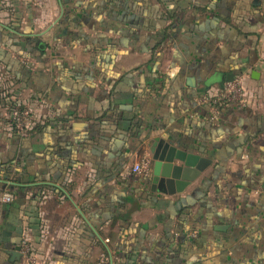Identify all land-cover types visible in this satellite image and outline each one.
Listing matches in <instances>:
<instances>
[{"label": "crops", "instance_id": "crops-1", "mask_svg": "<svg viewBox=\"0 0 264 264\" xmlns=\"http://www.w3.org/2000/svg\"><path fill=\"white\" fill-rule=\"evenodd\" d=\"M227 1L0 0V264H264V11ZM229 76L243 103L202 101ZM155 137L212 163L152 192Z\"/></svg>", "mask_w": 264, "mask_h": 264}, {"label": "water", "instance_id": "water-1", "mask_svg": "<svg viewBox=\"0 0 264 264\" xmlns=\"http://www.w3.org/2000/svg\"><path fill=\"white\" fill-rule=\"evenodd\" d=\"M189 84L195 86L194 78H189ZM149 145L153 160L150 189L155 193L173 196L184 192L212 163L211 159L183 150L162 137H155ZM21 250V246L15 247L12 260L20 258Z\"/></svg>", "mask_w": 264, "mask_h": 264}, {"label": "built area", "instance_id": "built-area-1", "mask_svg": "<svg viewBox=\"0 0 264 264\" xmlns=\"http://www.w3.org/2000/svg\"><path fill=\"white\" fill-rule=\"evenodd\" d=\"M242 94L243 91L240 85L233 80L226 82L215 97L205 96L202 101L219 106L226 101L236 100L235 102L243 103V100L241 99ZM10 118L12 120V125L10 127L11 130L14 131L17 136L22 138L28 137L33 127L40 122V119H38V117L34 115V112L29 108L22 110L12 108ZM150 166L151 160L149 158H144L134 165L133 170L136 174L146 175L150 171ZM13 200L14 197L10 192L6 191L2 194L3 202L10 203ZM22 248L26 255L29 254L30 248L27 243H25Z\"/></svg>", "mask_w": 264, "mask_h": 264}, {"label": "rangeland", "instance_id": "rangeland-1", "mask_svg": "<svg viewBox=\"0 0 264 264\" xmlns=\"http://www.w3.org/2000/svg\"><path fill=\"white\" fill-rule=\"evenodd\" d=\"M255 1L257 5H255ZM225 4L227 5L230 18L235 21L246 19L248 15L254 16V14L257 12L261 14V12L264 11V1L262 5V1L260 0H228L227 2H225ZM262 19H264V16H262ZM5 76V72L0 69V77L4 79ZM136 175L140 178L139 174Z\"/></svg>", "mask_w": 264, "mask_h": 264}, {"label": "trees", "instance_id": "trees-1", "mask_svg": "<svg viewBox=\"0 0 264 264\" xmlns=\"http://www.w3.org/2000/svg\"><path fill=\"white\" fill-rule=\"evenodd\" d=\"M196 7V6H195ZM196 9H198V10H203V11H206V9L207 8H205V7H202V6H197V8ZM174 12V11H173ZM175 12H177V11H175ZM172 16H174L173 14L171 15V17ZM38 49H39V47H37ZM7 71L8 72H11L12 74H13V72L10 70V69H7ZM15 77L17 76L16 74H13ZM18 77V76H17ZM16 77V79H18V81H21V80H23L24 79V77H22V78H17ZM21 77V76H20ZM11 79L10 78H8L7 77V75L5 76V78L3 79V78H1L0 77V94L3 96V94L5 95V97H7V93H5L6 92V90L8 89V87H7V85H8V83H9V81H10ZM14 107V106H13ZM16 109H19V110H22V109H25L26 107L25 106H19V107H15ZM65 119V121H67V120H69L70 118L69 117H64ZM123 120H127L128 121V119H123ZM130 120V119H129ZM131 121V120H130ZM9 124H10V127H11V125H12V120H11V118L9 119ZM49 123V121H44V123H41V121L40 122H38L34 127H33V129L31 130V132H30V135H33V134H35V133H38V132H40V131H43L44 129H45V127L47 126V124ZM15 135H16V133L14 132V131H12ZM29 135V136H30ZM28 136V137H29ZM120 219H122V220H127V219H129V214H126V215H121L120 217H119ZM181 235V234H180ZM182 236L183 235H181L179 238H180V241H182Z\"/></svg>", "mask_w": 264, "mask_h": 264}]
</instances>
